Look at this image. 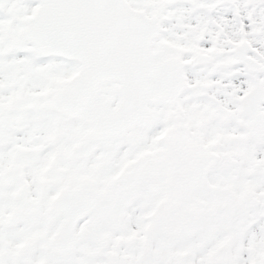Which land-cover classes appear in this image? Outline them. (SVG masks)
Listing matches in <instances>:
<instances>
[{
  "label": "snow or ice",
  "instance_id": "6c2138e0",
  "mask_svg": "<svg viewBox=\"0 0 264 264\" xmlns=\"http://www.w3.org/2000/svg\"><path fill=\"white\" fill-rule=\"evenodd\" d=\"M0 264H264V0H0Z\"/></svg>",
  "mask_w": 264,
  "mask_h": 264
}]
</instances>
